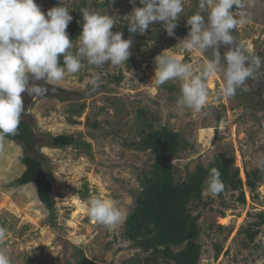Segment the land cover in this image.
<instances>
[{"label":"rangeland","instance_id":"1","mask_svg":"<svg viewBox=\"0 0 264 264\" xmlns=\"http://www.w3.org/2000/svg\"><path fill=\"white\" fill-rule=\"evenodd\" d=\"M60 1L70 12L84 5L112 16L116 25L111 31L122 32L123 39L131 38L122 30L126 16L133 7H142L139 0L134 5L129 0ZM35 2L47 12L48 0ZM114 2L119 5L114 6ZM198 2L183 0L184 11L178 25L197 11ZM103 3L106 4L101 6ZM245 4L251 23L238 26L233 35L245 54L259 56L264 62V0H245ZM162 23L154 22V29L138 34L125 65L108 64L101 70L85 62L80 73L46 85L54 91L43 98L33 99L22 93L23 119L35 136L28 154L44 157L54 206L50 211L38 201L34 184L17 183L24 170L23 151L6 139L0 149V226L7 233L0 240V249L7 252L12 264H76L80 261L76 250L88 260L84 264H121L132 256H144L121 238L122 226L113 229L99 224L82 208L83 202L96 196L115 199L126 215L132 209L133 194L138 189L136 177L140 171L149 170L153 160L151 154L128 146L137 137L134 129L138 109H145V117L154 126L165 125L182 132L188 141L189 147L172 160L178 179L192 172L197 163L205 166L214 155L225 153L244 180V171L257 168L256 161L264 158V66L256 71L255 79L248 81V91L238 90L230 99L218 95L221 77L210 78L209 103L202 112H181L177 108L181 81L157 85L155 58L172 48L198 74L211 53L202 56L175 47L187 32L177 33L175 29L174 36L169 37ZM226 50V46H221L222 53ZM97 72L101 83L93 91L89 79ZM63 91L71 94L68 97ZM72 93L81 95L71 97ZM71 102L85 104L83 113L74 118V125L67 122L66 108ZM94 123L98 127L93 128ZM61 134L71 135L85 145L49 147L50 137ZM256 192L258 197L251 199L244 189L243 205L238 201V192L226 191L222 200L207 192L202 194L201 202L193 206V213L199 215V264H264V224L253 242L247 243L244 236V230L258 221L256 215L264 214V185L258 184ZM84 193L87 194L82 199ZM217 247L220 252L215 258Z\"/></svg>","mask_w":264,"mask_h":264},{"label":"clouds","instance_id":"2","mask_svg":"<svg viewBox=\"0 0 264 264\" xmlns=\"http://www.w3.org/2000/svg\"><path fill=\"white\" fill-rule=\"evenodd\" d=\"M129 2L134 5L136 0ZM139 3L142 7H133L126 16L130 33L143 35L154 22H163L166 34L174 36L184 11L183 0H139ZM245 8V0H199L197 11L186 20L187 35L175 46L202 56L211 53L210 58L205 57L198 74L172 48L155 58L157 85L181 81L179 111L202 112L209 103L210 78L221 77L218 95L225 99L233 98L238 90H249L248 81L255 79L264 62L259 56L245 54L233 35L238 26L251 23ZM70 11L58 3L44 12L35 0H0V149L6 137L19 134L25 112L22 93L33 99L43 98L54 91L46 85L59 83L68 74L80 73L85 62L102 70L108 64L121 66L129 60L133 40L123 39L122 32L111 31L116 25L112 16L82 8L83 23L74 43L67 32L73 19ZM221 46L227 47L223 53ZM100 83L98 72L89 79L93 91L99 89ZM256 167L264 172V158L256 161ZM203 183L204 190L212 196L225 191L218 168H211ZM82 208L92 220L113 229L121 227L127 219L115 199L93 196L82 203ZM6 233L7 229L0 226V240ZM0 264H12L4 249H0Z\"/></svg>","mask_w":264,"mask_h":264},{"label":"trees","instance_id":"3","mask_svg":"<svg viewBox=\"0 0 264 264\" xmlns=\"http://www.w3.org/2000/svg\"><path fill=\"white\" fill-rule=\"evenodd\" d=\"M110 2L111 0L106 1V3ZM57 3L62 4L60 0H48L47 11L56 7ZM118 5L114 2V6ZM82 8H85L84 5H80L77 11L69 13L73 19L68 25L67 32L73 41H76L83 23L80 15ZM151 28H155L154 23ZM188 29L189 26L185 22L178 25L176 31L185 33ZM122 30L125 34H129L135 44L138 33H130L127 23L123 24ZM129 68L130 65L127 66V69ZM118 80L119 78L117 82ZM70 94L66 93L67 96ZM74 95L81 94L72 93L71 97ZM84 109V103H69L66 108L68 124H76L74 118L79 117ZM145 112V109L136 111L137 124L134 131L137 137L128 146L151 154L153 160L149 170L140 171L136 177L138 189L133 194L134 205L126 215L127 219L121 231V238L142 251L144 256H132L121 264H199L201 256L199 215L193 213V206L201 202L202 194L206 192L203 182L209 170L213 167L220 170L221 179L225 184L223 193L238 192V201L242 205L245 204L244 189L248 191L251 199L258 197L256 190L258 184L264 185V172L257 168L245 170L244 180H241L239 169L233 166L232 160L225 153H219L214 155L207 165L197 163L192 172L187 173L183 179H178L177 169L172 160L177 159L179 154L189 147V143L182 132L174 131L165 125L154 126L145 117ZM23 115L24 113L19 125V134L6 137L7 140L19 145L23 151L21 163L24 170L17 178V183L34 184L38 201L52 211L54 201L51 197V183L44 170L45 159L42 156L33 157L28 154L33 149L35 136L29 123L23 119ZM92 126L98 127L97 123ZM48 145L54 149H63L72 146L80 148L85 143L75 141L71 135L61 134L50 137ZM223 193L215 197L222 200ZM85 194L87 193L81 195L82 199ZM256 216L258 221L244 230L247 243L253 242L258 228L264 224V214L260 213ZM76 252L80 259L76 264L88 262L81 251L76 250ZM219 252L220 248L217 247L215 258Z\"/></svg>","mask_w":264,"mask_h":264}]
</instances>
